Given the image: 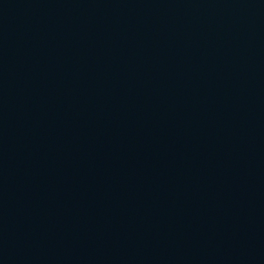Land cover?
Wrapping results in <instances>:
<instances>
[{
	"label": "water",
	"instance_id": "water-1",
	"mask_svg": "<svg viewBox=\"0 0 264 264\" xmlns=\"http://www.w3.org/2000/svg\"><path fill=\"white\" fill-rule=\"evenodd\" d=\"M0 264H264V0H0Z\"/></svg>",
	"mask_w": 264,
	"mask_h": 264
}]
</instances>
